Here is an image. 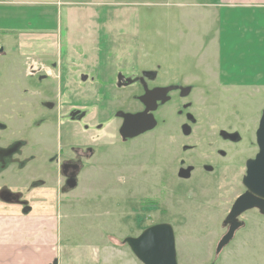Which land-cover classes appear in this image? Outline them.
<instances>
[{"label":"rangeland","instance_id":"1","mask_svg":"<svg viewBox=\"0 0 264 264\" xmlns=\"http://www.w3.org/2000/svg\"><path fill=\"white\" fill-rule=\"evenodd\" d=\"M31 2L37 4L11 8L24 15L13 26L47 38L22 40L18 32L0 33V145L20 146L6 159L8 168L0 164V195L19 187L16 193L33 214L47 215L48 264H142L126 246L113 243L118 239L121 245L148 229L157 198L184 215L172 222L178 264H264V215L257 209L244 214L247 226L220 257L216 253L225 232L221 224L240 189L219 191L209 200L203 179L181 182L178 175L187 159L219 161L208 148L229 152L224 163H233L228 169L254 155L248 151L264 110V87L231 83L230 75L220 77V66L225 73L234 63L241 68L240 54L264 38L263 0ZM257 49L252 47V55ZM149 69L157 73L159 85L174 90L157 105L156 130L122 142L116 113L132 114L141 105L131 94H140L139 88L120 89L117 75L130 80L134 76L128 74L140 77ZM61 95H73L75 105L94 112L95 126L105 124L96 131L95 167L85 170L70 194H60L55 179L45 187L40 182L58 173L59 166L50 161L61 148L65 151L59 139L65 137L63 114L57 112ZM45 102H54L53 110ZM178 110L190 113L186 119L200 142L197 150H206L200 157L185 155L176 140L170 141V132L185 121ZM229 129L241 135V142H222ZM201 184V194H194ZM221 193H226L223 200ZM109 235L111 251L100 244Z\"/></svg>","mask_w":264,"mask_h":264},{"label":"flooded vegetation","instance_id":"2","mask_svg":"<svg viewBox=\"0 0 264 264\" xmlns=\"http://www.w3.org/2000/svg\"><path fill=\"white\" fill-rule=\"evenodd\" d=\"M149 70L151 71L143 70L140 77L137 75V73L128 74L127 75L128 77L134 76V78L130 80H127L124 77H119L120 75H117L118 77L116 78L115 82L120 89L126 88V87H133V86H137L139 88L138 91L140 94H137V93H131V94H132V99L140 103L141 110L134 111L132 114L140 113L145 110V106L140 101V98L143 97L147 92H151L155 89L167 90L165 91V93H162L163 96L161 95L163 99H167L172 95V91L174 90L173 89L174 87L159 85V83H157V80H156L157 73L154 72L153 69H149ZM45 77L46 76H43V79ZM147 78H149V80ZM147 81L149 82L147 83ZM177 98H179L180 100L185 99L180 95ZM75 101H78V100L74 99L73 95L71 97H66L65 99H63L62 95L59 97V101H58L59 109H57V112H60L61 114H63L64 127H65L64 129L65 137L64 136L63 138L59 137V139H60L61 144L64 146L65 151L63 148H61L58 155H56V157L52 158L50 161L51 163H56L59 166L58 173L55 175L53 172H51L49 175L46 176L47 179L45 181H40L42 182V186L45 187L47 186V182H48L47 180L55 179L56 187L58 186V191L60 194L65 193V192L70 194L71 190L73 189L75 190L78 187L80 177L83 175L85 170L89 169V167L90 168L95 167V162H94L95 151L94 150L96 149L95 148L96 147L95 145L96 144L95 143L96 142V131L97 132L102 131L103 125H105L103 123H99L97 126H95L96 115H93L94 112H90L88 109H85V108H80L79 106L74 104ZM161 102L162 101H158L157 105H159ZM44 106L47 109H50L51 111L54 108V102H50V103L45 102ZM184 107L191 109L190 103H184L183 108ZM178 113L184 118L185 121L179 129L175 130L176 132H170L171 134H169V137L172 139L170 141L174 142V140H176V143L180 145L181 148H183L185 155L192 154L195 156L199 155L197 157H200L201 155L205 153L206 150H210L211 154L214 153L216 157L219 159V161L212 160L211 162H204V161L196 162L194 160L187 159L188 164L186 166L185 164H183L178 169L180 170L178 173L180 181L196 183L199 179H203V187H204L203 194H205L206 198L209 200H211L214 196H216V194L219 191H228L229 188L231 187H234V189L239 188L240 192L239 194L237 193V196L232 201V204L229 210V213H230L235 201L246 192V188L244 187L243 180H244V177L247 171V162L251 159H254L255 156L257 155L256 148L258 147L256 146L258 145L256 141V134L254 135V138L251 140V142L254 141V143L253 145H250L249 151H248L249 155L251 154H254V155L251 158L250 157L245 158L242 164L239 162H236L235 168L228 169L226 166L229 163H233V161H229L228 164L224 163V161L228 158L229 152L222 148H219L217 152H215L213 148L212 149L208 148L204 151H198L197 147L200 146V142L196 137V133H193V130L187 124L188 123L187 120L191 119V117L189 116L190 113L188 112V110L185 113L183 110H178ZM186 117H188L189 119H186ZM120 119H121L120 120L121 126L118 132H119L122 142L144 137L150 132H154L156 130V127H154L151 130L143 132L137 137L130 138V139H123L120 134V129L124 121L122 118ZM192 121L194 120L192 119ZM227 131L231 133L223 134L225 136V139H222V142L225 143V145L226 144L228 145L238 144L239 142H241V135L239 133H236L234 129H229ZM17 144L13 148H8L7 145H3V146L0 145V164L2 165V168L9 167V166L7 167V164L5 163V161L12 154V152L14 151L20 152V149H19L20 146L19 144L18 145ZM225 145H222V146L225 147ZM47 148L49 147L47 146ZM212 164H215V166H213ZM222 177L225 179L223 183L220 182ZM201 188H202V184L199 185L198 187L196 186L195 188L196 191L193 193L201 194L199 193V191H201L200 190ZM224 195H226V193H224ZM224 195L223 193L220 194V198H222L221 200H223ZM2 196L4 198L9 197L5 192L3 193ZM13 200H17V198H13ZM24 204L27 205L28 203L25 202ZM152 205H153V209H152L153 214L151 215L154 218V222L151 224H147L148 225L147 228L169 224L172 226L174 230V234H175V231L177 230L175 228V225L172 222L175 220L176 217L183 218L184 215L182 216V214L175 213L172 205L165 204L159 198H157L152 203ZM162 206H165V207H162ZM160 207H162V209H160ZM246 213L247 211L238 217V222H241L242 226L238 228L236 232L239 231L241 228H245L247 226V224L242 220V217ZM162 216H164V218L160 219ZM155 217H157V220ZM226 218L221 224V226L225 228V232L222 234L221 239L230 231V228L232 226V223L226 222ZM221 226L219 228H221ZM144 230L141 229L136 234V236L134 235V236H129V237H132V238L140 237L143 234ZM236 232H235L234 238L229 242L228 245H230L231 243L235 241L236 234H237ZM175 239H176V235H175ZM122 244H124L123 241H122ZM124 246L128 247V245L126 244H124ZM227 246H225L222 251H224V249ZM222 251L218 255L219 257L221 256ZM134 258L138 260V258L135 255H134Z\"/></svg>","mask_w":264,"mask_h":264},{"label":"crops","instance_id":"3","mask_svg":"<svg viewBox=\"0 0 264 264\" xmlns=\"http://www.w3.org/2000/svg\"><path fill=\"white\" fill-rule=\"evenodd\" d=\"M30 3L37 4V2H31V0H0V21L7 23L6 27H0L1 34L3 33L5 36H8L11 33L18 32L20 33L19 38L22 40L34 39L38 37H40L41 39L47 38L45 37L47 36L46 33L37 35L36 33L27 32L23 29L16 30L13 26L18 19L22 21L24 15H22L23 13L17 14L12 12L11 8L27 6ZM260 4H264V0ZM221 5L227 4L224 3ZM252 5L253 4L245 6L247 7ZM230 7L235 6L230 5ZM257 43L258 45L255 46ZM253 46L255 49H257L258 47L257 54L254 55H252L251 52ZM1 49L3 50L4 48L1 47ZM240 55H242L240 56L242 67L239 68V66L234 63L230 66V68L226 69L227 72L225 73V71L222 70V67L220 66V71L223 72V74L221 73L220 77L230 75L229 81H231V83L237 84L241 81L245 85L250 86H254L259 83V86L264 87V38L254 41L252 45H250L249 51L243 52ZM236 87L240 86L236 85ZM19 181L21 180L15 181L12 184H16ZM31 181H33V178ZM27 187H29V185ZM19 190V187L13 186V192L8 191V193L9 195H17L18 193L16 192H18ZM1 195L0 264H48L49 249L47 240V215H43L40 213L38 215H35L33 214L28 202H26L28 204L25 205L24 203H18L16 200L6 201ZM117 242H119V240L115 239L113 244L125 248L122 243L120 245ZM100 244L101 248L107 246L106 248L111 251V236L109 235L108 241L103 239ZM98 249L99 246L96 245L94 247V253L96 255L99 254ZM119 252L120 254L122 253V255H124V252Z\"/></svg>","mask_w":264,"mask_h":264},{"label":"water","instance_id":"4","mask_svg":"<svg viewBox=\"0 0 264 264\" xmlns=\"http://www.w3.org/2000/svg\"><path fill=\"white\" fill-rule=\"evenodd\" d=\"M164 89H155L147 92L140 101L145 110L131 114L118 112L117 116L124 123L120 129L123 139H130L156 127L157 122L153 112L157 108L158 101L163 99ZM162 95V96H161ZM258 153L254 159L247 162V171L243 180L246 192L234 203L231 212L226 218L227 223H232L230 231L220 240L216 253L220 254L225 246L234 238L235 232L242 226L238 217L246 211L258 209L264 215V110L256 133ZM134 255L143 264H178L176 239L171 225L153 226L146 229L138 238L128 237L124 239Z\"/></svg>","mask_w":264,"mask_h":264}]
</instances>
